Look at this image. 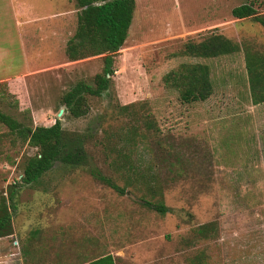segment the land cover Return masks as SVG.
Segmentation results:
<instances>
[{"label":"rangeland","instance_id":"374dc122","mask_svg":"<svg viewBox=\"0 0 264 264\" xmlns=\"http://www.w3.org/2000/svg\"><path fill=\"white\" fill-rule=\"evenodd\" d=\"M133 1L110 86L100 97L86 96L85 116L69 117L58 100L76 82L92 83L101 56L59 59L43 79H27L19 89L29 121L11 105L14 98L0 96V112L32 128L59 120L81 142L86 164L55 162L35 184L15 188L12 235L0 239V264H87L104 255L114 264H264V102L251 105L244 64L246 52L264 53V29L230 15L251 4L264 16V0ZM15 5L21 8L14 21L36 17L41 25L74 9L73 0ZM75 25L76 11L65 18L66 40ZM16 30L14 71L44 65L47 44L26 48L24 58ZM212 30L238 51L209 59L182 55L185 42ZM193 64L207 67L211 94L184 103L164 76ZM0 133V203L7 206V192L35 149L1 124ZM87 167L125 194L94 180ZM140 199L160 201L169 212L160 215ZM203 224L210 230L197 238L194 230Z\"/></svg>","mask_w":264,"mask_h":264},{"label":"trees","instance_id":"16d2710c","mask_svg":"<svg viewBox=\"0 0 264 264\" xmlns=\"http://www.w3.org/2000/svg\"><path fill=\"white\" fill-rule=\"evenodd\" d=\"M76 12V26L73 35L65 46L68 61H77L89 57L101 56L102 66L99 73L92 78L91 84L76 82L59 100L69 117L80 118L87 113L86 96L100 97L110 86L113 57L122 47L131 22L134 9L133 0H73ZM234 19L249 18L264 29V16L256 15L252 5L242 4L230 10ZM238 51V46L222 35L208 32L200 41H187L183 44L181 53L192 58H216L230 55ZM245 71L247 74L248 92L251 105L264 102V53L262 55L246 52L244 54ZM165 82H170L178 89L182 102H198L206 100L211 94L208 70L205 65H180L177 70L164 76ZM0 124L9 133H14L27 146L35 149L32 156L26 158L17 184L10 186L7 192L9 204L0 203V239L12 235L9 211L12 195L18 185L35 184L55 162L69 167L86 166L81 142L74 136L67 135L61 129L59 120H54L50 126L28 127L18 123L0 112ZM87 173L118 195L125 191L104 177L97 169L87 167ZM144 207L163 215L169 212L160 201L150 202L140 199ZM13 210V207H11ZM210 227L203 224L194 230L197 238L206 237ZM89 264H114L110 256H103Z\"/></svg>","mask_w":264,"mask_h":264},{"label":"crops","instance_id":"0c3cea01","mask_svg":"<svg viewBox=\"0 0 264 264\" xmlns=\"http://www.w3.org/2000/svg\"><path fill=\"white\" fill-rule=\"evenodd\" d=\"M19 5L14 6V0H0V96H2L4 93L5 96L14 98V104L12 101L11 105L14 106L22 118H27L29 121V109L25 100L26 93L19 89V87H21V85L23 86L27 79H38V76L43 79L45 72H48V70L55 67L56 64H59V59H64L69 63L74 62L68 61L64 52L67 41L73 35L72 34L66 40L64 22L68 14L75 11L77 12V9H75L74 6V9L66 8V11L60 13V15H50V19H46V22L41 25L39 23L42 22V20H39L36 17L29 18L27 20L23 19L25 21L19 23L14 21V14H17L18 10L21 8ZM198 7L200 6H197V8ZM14 29H17V33L20 32L18 36V41L20 44L18 47L19 51L23 53L22 55L24 58L27 56V53L25 52L26 48L31 51H37L41 44H47V55L50 57V59H47L44 65H36V63H31V67L27 68L26 70L21 68L17 72L14 71ZM15 82H17V84L14 86ZM17 89L21 92L17 91ZM7 116L12 118L10 115ZM18 123H21L23 126L30 127L29 124H23L22 122ZM7 133V135H14V133H9L8 131ZM3 137L4 136L0 133V146L2 145ZM11 140L13 141L14 137L11 138ZM98 258L100 257L93 258L85 262L89 264V262Z\"/></svg>","mask_w":264,"mask_h":264},{"label":"water","instance_id":"95a60500","mask_svg":"<svg viewBox=\"0 0 264 264\" xmlns=\"http://www.w3.org/2000/svg\"><path fill=\"white\" fill-rule=\"evenodd\" d=\"M61 114V110L58 112V115H60Z\"/></svg>","mask_w":264,"mask_h":264}]
</instances>
